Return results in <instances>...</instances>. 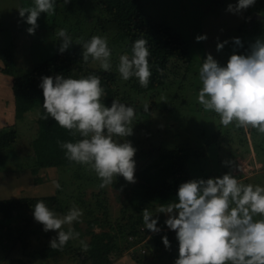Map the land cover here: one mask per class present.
Segmentation results:
<instances>
[{
    "label": "trees",
    "instance_id": "16d2710c",
    "mask_svg": "<svg viewBox=\"0 0 264 264\" xmlns=\"http://www.w3.org/2000/svg\"><path fill=\"white\" fill-rule=\"evenodd\" d=\"M87 2L88 0H70L65 4L64 0H55V12L65 20L75 18L80 29L82 27L88 29V32L79 38L78 42L80 43L89 40L93 35L107 38L112 51L110 71L102 70L99 62L91 58L85 63L82 59L83 48L79 43L72 44L61 53L59 51L61 41L56 35L54 43L59 46L57 51L33 65L30 70L19 73L14 64V48L12 49L10 45H6L7 43L0 39V60L3 63L1 72L13 78L10 89L12 101L11 111L9 110L11 115L9 127L4 131L0 129V170L5 169L4 163L9 156L15 155L14 144L17 142V136L21 134L19 132L21 128L18 127H22L18 126V123L25 122L29 113L34 112L32 126H29L32 136L23 134L25 137H30L29 154L34 156V164L30 167V171L36 173L40 168L54 167L60 176L59 169L62 171L70 169L72 171L71 181L76 185V188L80 187V184L86 186L90 183L98 190L95 193L91 190L90 194L93 195L94 200H86L87 189L81 186L78 195L73 198L71 203H67L82 206L84 215L82 223L75 222L72 225L75 231L80 233L79 239L70 240L63 250H53L50 247L51 239L58 236L57 231L45 232L43 225L38 223L33 216L34 205L38 201H43L51 210L58 212V216L66 214L65 211L69 206L62 205V200L57 192L55 194L0 198V246L3 253L0 264L4 261L3 264H58V259L63 256L71 257V261L76 259L82 264H112L119 248L116 238L118 233L121 234L125 229L118 222V218H115L114 221L109 218L107 201L99 199L101 192L105 191V188L99 187L101 180L91 174V169L88 166L69 161L65 157L64 150L57 143L58 140L75 142L79 136L71 135L68 130L60 127L54 118L50 117L48 120L39 118L38 113L43 112L44 99L43 90L39 87L42 77H55L62 74L65 77L80 78L96 74L100 77L101 84L105 89L103 101L105 106L110 107L112 101L117 100L133 107L136 113H138L139 95L152 90L158 95L165 92L164 87L167 91L176 81L180 84L178 90H181L186 81L191 79L193 81V78L188 80L189 64L192 59L191 42L188 38L189 33H183L185 29L187 30V26L188 29H193V22L190 19L179 24V29H177L169 22H159L154 19L146 1L94 0L91 9L84 11ZM258 2V8L250 12L247 19L242 20L244 26L241 24L237 26L236 36L238 35L241 39L243 47L233 46V53L246 55L250 50V45L256 39L264 40V0ZM60 29L62 27L58 24L53 26L56 33ZM5 31H0V36L1 33H6ZM187 32L190 31L187 30ZM140 38L148 41L151 52L149 63L153 75L147 88L141 87L135 77L124 81L118 72L119 57L125 54L131 56L132 45L135 40ZM176 97H178L177 91L171 95L167 92L162 96V98H166L165 101H160L162 98H158L156 101L159 103L158 107L157 104H154L155 101L150 105V112L154 111V121L152 122L154 125L158 119L159 123L161 122L160 117L155 119L161 112L171 113ZM200 120L198 118L196 123ZM133 124V135L124 139L130 141L137 149L138 139L136 137L139 132L137 130L146 132V129L138 114ZM213 127L211 126V129ZM239 129L243 133L244 129ZM215 132H217L216 129ZM223 133L226 138L231 139L232 127L224 129ZM134 158L138 161L135 168L138 180L130 187V183L125 181L122 176H117L113 183L121 193L117 194L121 197L120 211L124 212L132 205L138 213V216L132 221L128 217L130 220L128 233L130 234L138 233L137 227L145 226L143 225L144 208L150 204L160 206L176 200L179 185L191 179L187 161L188 154L180 145L162 148L152 144L148 148L142 147L136 151ZM35 181L36 183L42 182V178H36ZM60 190L59 188L58 191ZM145 203H148L146 207ZM129 216H133V214L129 213ZM16 218L19 219L18 224L13 223ZM96 226L101 228L96 230ZM67 227L65 226L63 230L66 231ZM111 230H116V232H111ZM80 240L89 244L88 251H82Z\"/></svg>",
    "mask_w": 264,
    "mask_h": 264
},
{
    "label": "clouds",
    "instance_id": "9594fccd",
    "mask_svg": "<svg viewBox=\"0 0 264 264\" xmlns=\"http://www.w3.org/2000/svg\"><path fill=\"white\" fill-rule=\"evenodd\" d=\"M70 0H64L69 3ZM256 0H238L227 11L240 13L254 6ZM22 18L30 25L29 34L38 27L41 13L55 15V0H34V6L18 9ZM62 43V53L73 43L66 29L57 33ZM207 39L198 35L197 42ZM243 47L239 37L233 38ZM228 41L217 44L221 50ZM82 59L91 58L99 62L100 68L110 71L112 51L106 37L93 35L82 43ZM148 41L140 38L132 45L131 56L119 57L118 72L124 81L135 77L141 87L147 88L153 73L149 57ZM202 87L198 92V103L203 109L219 115L224 127L254 128L264 135V40L256 39L248 54L229 57L226 66H221L208 54L199 70ZM39 87L43 90V112L39 118H54L57 124L71 135L79 136L75 142L57 143L65 157L79 165H86L101 180V189L113 185L117 176L128 183H135L137 149L124 138L133 135L136 110L113 100L105 106V89L96 74L80 78L62 74L42 77ZM144 111H148L145 105ZM222 163L230 165V161ZM240 171H242L240 169ZM55 188L61 185L53 181ZM177 199L161 204L156 213L167 214L166 226L175 231L178 240V258L174 264H264V187L245 184L231 172L216 178H196L182 182L177 190ZM84 212L72 206L66 214L58 216L43 201L34 205V219L43 225L45 232L55 230L51 239L53 250H63L70 240L79 239L80 233L72 225L82 223ZM158 215L147 208L143 210V223L152 233L161 232ZM65 226L67 230H63ZM166 249L171 243L164 235ZM82 251L89 244L80 240Z\"/></svg>",
    "mask_w": 264,
    "mask_h": 264
},
{
    "label": "rangeland",
    "instance_id": "374dc122",
    "mask_svg": "<svg viewBox=\"0 0 264 264\" xmlns=\"http://www.w3.org/2000/svg\"><path fill=\"white\" fill-rule=\"evenodd\" d=\"M93 1L88 0L84 11L91 9ZM142 1L147 2L150 14L159 22H169L177 29H179V24L186 22L187 19L193 22V29L186 27L190 32H187L186 29L183 31V33H189L188 38L191 42L192 59L189 64L188 80L193 78V81L192 79L186 81L181 90H178L180 84L176 81L171 84L167 91L164 87L165 92L158 95L155 94L154 90L139 95L137 114L144 122L146 132L137 130L139 131L136 137L138 139L136 142L138 145L137 151L142 147L148 148L152 144L155 147L161 146L162 148L180 145L188 154L187 161L191 179H208L211 176L214 179L231 172L245 184L250 183L264 187V135L258 133L254 128H243L242 133L234 125L224 127L220 122L219 115L211 111L206 112L203 106L198 103V92L202 87L199 70L203 61L208 54H211L221 66H226L229 57L233 54L232 47L236 46L233 38L238 37V35L236 36L237 26L239 24L244 26L242 20L247 19L248 14L258 8L259 0H256L254 6L240 13L227 11L228 5L235 6L238 0ZM23 6L25 8L34 6V0H0V31L8 30L5 31L6 33H1L0 39L5 41L6 45H10L12 49L14 48V64L16 71L19 73L30 70L33 65L50 57L57 51L59 46L54 43L57 33L53 30V26L58 24L62 29H66L68 35L72 38V44H76L79 38L88 32L85 27L80 29L77 26L75 18L65 20L64 17L58 16V13L55 12L54 16L41 13L38 17V27L35 33L29 34L27 29L30 25L25 19L28 13H25V18L19 15L18 9ZM198 35H206L207 39L197 42L196 37ZM224 41L228 42L224 44L221 50L217 51V44ZM2 67L3 63L0 60V129L4 131L9 127L11 118L9 112V110L11 111L12 101L10 89L13 78L2 73ZM176 91L178 97L174 101L173 110L171 113L161 112L157 115L155 119L160 117L162 120L160 123L159 119L156 120L157 123L154 125L152 123L154 121V111L150 112V105L155 101L154 104H157L158 107L159 103H156L158 98H162L167 92L171 95ZM165 99L162 98L160 101H165ZM145 105L148 106V111H144ZM34 117V112H30L26 120L29 121L28 123H25L26 121L18 123V126L22 127H18L21 128V131L19 130L21 134L17 136V142L14 144L15 155L7 157L8 160L4 163L5 169L0 170V198L55 194L57 192L62 200V205L64 204V207L69 206L65 212H68L72 206L79 207L84 212L82 206L67 203H71L73 198L78 195L81 186L87 189L86 200H94L93 195L90 193L91 190L94 193L97 192V187L91 186L89 183L86 186L80 184V187L76 188V185L71 181L72 171L70 169L63 171L59 169L61 171L60 176H58V171L54 167H43L38 169L36 173L30 171V167L34 164V156L29 154L30 137H25L23 134L32 136L29 132V126H32ZM198 118L201 120L196 123ZM211 126H214L213 129H211ZM230 127H232L231 139L226 138L223 133L224 129ZM215 129L217 132H215ZM134 159L137 166L138 161L136 158ZM223 161H230L231 164L226 165L222 163ZM90 172L95 178L97 177L94 171L91 170ZM135 177L138 180L136 175ZM36 178H42V182L36 183ZM54 180L61 185L60 191L55 188ZM132 185L133 183L129 184L130 187ZM117 194H121L119 189L115 185H109L99 195V199L108 203L109 218L113 221L118 218L122 228L125 227L124 231L121 234L118 233L116 238L119 248L112 264H174L175 259L178 258V240L175 231L170 230L165 224L167 214L156 213L159 205L150 204L147 206L148 203H145L144 206H147L146 208L153 213V218L158 215V226L161 228V232L152 233L145 226H139L137 227L138 233L130 234L128 233L130 229L128 217L132 221L138 216V213L132 205L124 212L120 211L119 201L121 197ZM55 213L58 215V212L55 211ZM129 213H132L133 216H129ZM13 223L18 224L19 219L16 218ZM100 228V226L95 227L96 230ZM111 232H116V230H111ZM164 235H167L171 243L170 249H166L162 242ZM2 259L3 253L0 246V260ZM58 264L82 263L77 262L76 259L71 261V257L63 256L58 259Z\"/></svg>",
    "mask_w": 264,
    "mask_h": 264
},
{
    "label": "water",
    "instance_id": "95a60500",
    "mask_svg": "<svg viewBox=\"0 0 264 264\" xmlns=\"http://www.w3.org/2000/svg\"><path fill=\"white\" fill-rule=\"evenodd\" d=\"M209 178H213V177L211 176V177H209Z\"/></svg>",
    "mask_w": 264,
    "mask_h": 264
}]
</instances>
